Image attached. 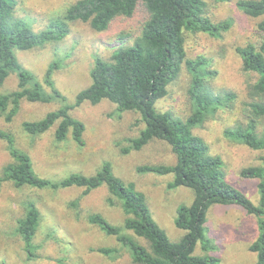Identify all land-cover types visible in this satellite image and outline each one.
Here are the masks:
<instances>
[{
  "label": "trees",
  "instance_id": "obj_1",
  "mask_svg": "<svg viewBox=\"0 0 264 264\" xmlns=\"http://www.w3.org/2000/svg\"><path fill=\"white\" fill-rule=\"evenodd\" d=\"M207 0H77L59 21L45 30L34 33L19 18L14 17L16 1L0 0V87L11 75L17 79L14 91L0 95V116L9 124L17 115L22 102L49 104L66 102L55 88L51 75L58 67L53 63L46 69L43 83L18 61L15 51H30L58 44L69 33V24H87L91 30L102 33L117 18H129L138 6L147 12V20L140 35L131 45L122 46L108 59L96 57L89 72L90 83L79 91L72 104L61 105L38 121H24L22 131L32 137L53 131L56 143L65 142L68 135L78 146L84 145V125L70 115V111L84 103L95 106L108 101L117 114L133 112L139 115L144 128L136 138L118 141L115 145L122 154L140 151L152 141L165 143L174 156L172 165H142L139 174L171 175L167 189L186 188L193 194L190 205H181L176 211L174 226L184 232L178 242H171L166 233L152 219L145 196L132 183L117 178L108 163L93 175L72 173L58 180L39 177L28 154L17 148L14 136L0 129V141L5 145L9 162L0 170V190L3 183L14 188L58 191L79 188L87 196L105 186L106 203L118 206L124 220L121 226L109 223L104 217L92 214L87 222L103 234L114 237L127 251L134 264H220L213 252L212 242L205 229L207 212L212 206H237L257 221L258 235L249 246L256 254L255 264H264V129L257 132V123L264 120V0H239L238 9L252 19H259L256 31L259 40L236 49L244 72L254 73L257 80L251 87L253 101L248 104L249 118L244 126L224 131L231 141L251 150L262 152L260 165L244 168L240 176L258 181L259 202L252 203L241 191L229 184L223 173V162L212 156L205 142L193 134V129L219 110L228 108L229 94L216 95L209 82L213 77L201 57L187 59V34H205L220 38L229 23H213L206 16ZM223 3L226 0H209ZM263 18V19H262ZM189 76L187 95L190 113L185 120L171 112H158L155 104L168 94L182 70ZM50 130V131H51ZM126 143V146L122 145ZM76 202V201H74ZM71 203L70 206H74ZM40 222V213L34 202H28L23 214L16 220L15 235L23 244L28 260L32 258V241ZM130 233V234H129ZM144 241L145 244L139 242ZM200 244L203 256H194ZM101 255L114 258L119 250L99 248Z\"/></svg>",
  "mask_w": 264,
  "mask_h": 264
},
{
  "label": "rangeland",
  "instance_id": "obj_2",
  "mask_svg": "<svg viewBox=\"0 0 264 264\" xmlns=\"http://www.w3.org/2000/svg\"><path fill=\"white\" fill-rule=\"evenodd\" d=\"M14 17L34 33L45 30L64 16L70 5L77 0H15ZM239 0L213 3L207 0L206 16L213 23H229L220 38L205 34L185 37L187 59L201 57L212 72L209 85L216 95L232 96L228 108L219 110L206 119L193 134L200 137L212 156L223 162L226 181L241 191L255 205L259 202L258 181L240 176L244 168L260 165L262 152L251 150L229 140L224 131L247 124L248 104L253 101L251 87L257 80L254 73L244 72L237 48L256 44L259 36L256 26L261 20L252 19L237 7ZM147 12L138 6L129 18L115 19L108 29L97 33L87 24L71 23L68 35L58 44L30 51H15L19 63L32 72L43 83L49 65L58 67L51 75L55 88L66 98V102L49 104L22 102L19 112L9 124L0 116V129L9 131L15 138L18 149L28 154L35 173L45 179L58 180L72 173L95 174L104 163H108L113 174L124 183H132L146 199L155 223L166 233L171 242H178L184 232L174 226L176 211L181 205H190L193 194L189 189H167L171 175L156 176L139 174L142 165H172L174 156L165 143L152 141L140 151L122 154L115 145L118 141L136 138L144 128L138 114L125 112L121 115L108 101L92 106L84 103L71 110L70 115L84 125V145L78 147L68 135L65 142L56 143L53 131L40 136H28L22 129L24 121H38L61 105L72 104L76 94L90 83L89 72L96 57L108 59L113 51L131 45L140 35L147 20ZM263 19V18H262ZM189 76L183 69L175 82L169 85L168 94L155 104L158 112H171L185 120L190 113L187 95ZM17 79L11 74L0 87V95L14 91ZM264 129V120L257 123V132ZM126 143L120 145L123 147ZM9 162L5 145L0 141V170ZM79 188L58 191L37 190L28 187L16 189L3 183L0 190V264H134L126 250L114 237L103 234L87 222V217L98 214L109 223L121 226L124 215L118 206L106 203L108 193L105 186L81 195ZM76 201V202H74ZM28 202H34L40 222L32 241V258L26 259L23 244L14 233L16 220L22 216ZM71 203L75 205L70 206ZM205 229L212 242L213 252L220 264H255L256 254L249 246L258 235L257 221L237 206H212L206 217ZM130 234V233H129ZM145 244L144 241L139 240ZM114 248L119 250L114 258H108L96 250ZM200 244L193 255L203 256Z\"/></svg>",
  "mask_w": 264,
  "mask_h": 264
}]
</instances>
